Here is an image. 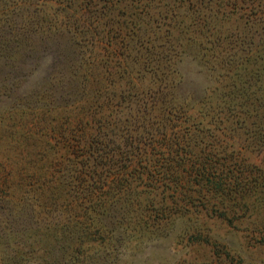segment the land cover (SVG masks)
Returning a JSON list of instances; mask_svg holds the SVG:
<instances>
[{"label": "rangeland", "instance_id": "rangeland-1", "mask_svg": "<svg viewBox=\"0 0 264 264\" xmlns=\"http://www.w3.org/2000/svg\"><path fill=\"white\" fill-rule=\"evenodd\" d=\"M45 11L50 45L44 61L58 96L62 83L74 80L73 99L80 105V81L89 76L108 83L119 102L121 90L136 96L155 88L157 70L167 81L183 80L180 97L244 102L245 121L236 117L209 129L198 147L217 156L225 173L245 178L248 190L224 203L195 195L188 206L183 198L186 213L171 215L160 227L129 225L98 247L94 264H264V0H53ZM116 117L129 114L123 109ZM6 121L0 113V182L4 166L19 172L28 155L24 144L38 143L30 124ZM121 125L117 119V133ZM55 150L53 145L49 160ZM54 160L50 171L58 169ZM154 210L148 207V213ZM10 230L0 222V264H25L21 257L37 264L64 252L65 243L46 239L45 230L33 243L15 239Z\"/></svg>", "mask_w": 264, "mask_h": 264}, {"label": "trees", "instance_id": "trees-1", "mask_svg": "<svg viewBox=\"0 0 264 264\" xmlns=\"http://www.w3.org/2000/svg\"><path fill=\"white\" fill-rule=\"evenodd\" d=\"M52 1L0 0V113L8 122L30 124L38 141L24 144L30 157L24 155L16 175L13 166L3 167L0 222L15 239L33 243L45 230L46 239L57 236L65 243L59 259L37 264H94L98 247L129 225L160 227L171 215L186 213L183 198L188 206L195 195L224 203L248 190L245 178L225 173L217 156L198 147L209 129L233 124L236 117L246 120L243 101L180 97L183 80L167 81L157 70L155 88L136 96L121 90L119 102L108 83L89 76L80 81V105L73 99L79 86L74 80L62 83L56 95L44 61L50 45L45 9ZM65 87L70 97L62 103ZM123 109L129 117L120 120L116 114ZM52 160L56 171L49 169ZM150 206L154 213H148Z\"/></svg>", "mask_w": 264, "mask_h": 264}]
</instances>
